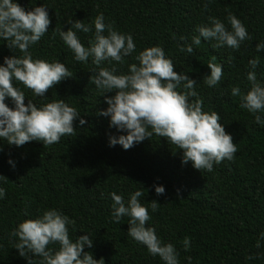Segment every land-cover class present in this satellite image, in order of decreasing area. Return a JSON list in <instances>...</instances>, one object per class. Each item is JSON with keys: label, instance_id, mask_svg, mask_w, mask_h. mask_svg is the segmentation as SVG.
<instances>
[{"label": "trees", "instance_id": "trees-1", "mask_svg": "<svg viewBox=\"0 0 264 264\" xmlns=\"http://www.w3.org/2000/svg\"><path fill=\"white\" fill-rule=\"evenodd\" d=\"M26 10L41 3L49 8L48 31L31 46L33 57L60 60L70 72L67 77L49 89L47 99L62 98L75 106L86 123L73 121L71 135L65 134L53 144L33 140L21 146L9 144L0 138V186L6 189L0 199V264H27L14 247L16 237L9 233L19 222L35 218L48 208H58L75 221L69 226L72 239L89 233L93 239L91 251L94 258H104L105 264H164L159 256L148 253L145 245L127 233L128 217L119 223L111 219L110 192L128 194L140 189V198L148 205L151 219L146 223L156 228L164 242H171L179 252L180 264H264V253L255 244L264 232V126L254 122L253 115L239 107V97L230 89L239 84L247 90L245 73L247 61L260 59L256 71L264 79V49L258 53L255 44L264 40V0H17ZM105 22L121 32L132 34L137 50L159 44L165 54L173 59L174 71H185L197 81L196 91L203 101V109H214L225 131L233 137L237 151L233 159H224L213 165L211 171L198 170L191 162L182 163V150L167 138L153 135L133 147L109 145V135H119L110 126L109 117L99 115L105 108V96L89 80L95 72L91 57L87 62L74 60L73 52L60 39L57 29L67 30L68 19H83L91 23L99 13ZM231 12L246 26L251 39L238 50L213 48L215 41H205L193 46V53L181 51L180 36L191 39L195 26L208 23V16L221 19L227 27ZM94 30V26H93ZM176 34L174 39L172 34ZM198 34V33H196ZM81 41L88 45L93 33L77 31ZM14 53L6 42L0 41V63L3 57ZM19 55V51L15 50ZM223 64V78L216 87H209L203 75L210 70L209 60ZM233 59L228 62V57ZM119 65L126 72L127 64L135 62L132 56ZM117 63V62H114ZM101 66H108L104 62ZM14 84L25 92V103L47 102L36 97L18 81ZM58 96V97H57ZM195 99V98H192ZM6 103L11 107L9 98ZM15 162L12 167L8 160ZM165 188L157 195L154 185ZM159 207L152 211L151 200ZM190 238L186 251L182 241ZM48 247H57L50 244ZM252 254L253 259H246ZM40 257H34L38 264Z\"/></svg>", "mask_w": 264, "mask_h": 264}, {"label": "clouds", "instance_id": "clouds-1", "mask_svg": "<svg viewBox=\"0 0 264 264\" xmlns=\"http://www.w3.org/2000/svg\"><path fill=\"white\" fill-rule=\"evenodd\" d=\"M210 2L205 0L203 8L207 9ZM48 8L41 3L26 10L17 0H0V41L6 42L14 53L3 57V63H0V138L16 146L33 140L53 144L63 135L74 132V120L80 125L86 123L75 106L62 98L48 100L45 96L54 85L73 75L62 61L34 58L30 50L49 30ZM207 19L208 23L195 26L190 42L186 36L179 37L183 41L179 45L181 51L193 53V46H199L202 38L215 41L213 48L227 46L233 50L251 39L246 26L231 12L227 15L230 27L218 17L208 16ZM66 23L70 25L67 30L59 28L56 31L73 52L74 60L87 62L91 57L92 64L97 67L93 68L95 74L89 80L101 94L115 90L114 95L104 97L107 106L97 110L99 115L109 117L110 126L122 132L109 135L110 146L119 144L128 149L155 134L167 138L182 150V163L191 162L198 170L211 171L214 164L233 159L236 143L219 122L220 115L214 109H203V101L196 91L197 81L185 71H174L173 59L165 54L161 45L137 50L132 34L106 23L102 12L91 23H85L83 19H68ZM77 31L93 33L87 46ZM172 36L176 38L175 33ZM255 48L257 53L264 49V40L257 42ZM15 50L20 54H15ZM129 56L135 62L127 64L126 72L118 71V64H125V58ZM232 59L229 56L228 62ZM104 62L108 66H101ZM259 64L258 56L250 58L245 73L247 90L242 91L236 84L230 93L239 97V107L250 112L256 124L264 126V79H258L256 69ZM207 66L210 71L203 75V81L209 87H216L224 75L223 64L216 62L213 56ZM14 81L47 102L38 104L28 99L25 103V92ZM6 98L10 99L11 107ZM8 163L15 167L11 158ZM153 187L157 195L165 192L161 184ZM144 193L137 189L125 199L121 194L110 192L111 219L119 223L123 217H128L130 237L145 245L150 255L159 256L164 264H180L174 244L162 241L156 228L146 223L151 217L149 206L140 200ZM5 194L6 189L0 186V199ZM150 207L155 211L159 204L153 199ZM74 224L75 221L60 209L48 208L35 218L23 219L9 235L18 238L14 247L27 264H34V257H40L38 264H105L103 257L96 259L91 251H84L86 246L92 247L93 236L84 232L75 239L70 237L69 226ZM261 241H264V232L259 234L256 248L261 247ZM50 244L57 247H48ZM182 244L187 251L191 247L190 238L184 237ZM262 255L264 253L257 252L255 257ZM253 258L252 254L246 257ZM191 259V256L186 257L189 264Z\"/></svg>", "mask_w": 264, "mask_h": 264}]
</instances>
